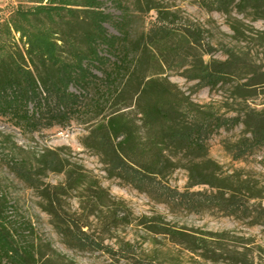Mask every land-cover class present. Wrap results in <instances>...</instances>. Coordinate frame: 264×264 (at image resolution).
I'll use <instances>...</instances> for the list:
<instances>
[{"label":"trees","instance_id":"16d2710c","mask_svg":"<svg viewBox=\"0 0 264 264\" xmlns=\"http://www.w3.org/2000/svg\"><path fill=\"white\" fill-rule=\"evenodd\" d=\"M26 2L0 22V119L20 133L34 135L74 120L83 124L97 120L91 145L112 169L143 185L161 184L168 174L184 168L191 188L220 189L215 182L221 167L208 153L207 140L213 132L244 127L243 139L228 149L234 158L264 147V107L225 118L194 103L164 76L166 70L190 63L183 76L215 90L227 83L239 64L232 56L205 61L198 35L175 29L170 14L154 0H136L137 10L124 0H112L118 15L109 12L103 0ZM216 4L228 15L236 8L264 19V0H216ZM135 11H155L168 26L157 34L139 35ZM257 89L264 95V73L255 74L238 91L253 94ZM7 137L5 144L11 142L12 137ZM4 158L8 169L38 192L44 211L69 248L111 252L94 229L110 232L128 222L130 211L97 178L81 166L65 169V160L48 150H23L19 155L10 151ZM47 172L66 174V183H43ZM1 189L0 185V264H48L30 223L19 219ZM73 191H84L79 212L69 203ZM222 195L223 206L237 204ZM148 229L176 242L188 240L187 234L161 224ZM124 246L118 251L119 260L127 259L133 248L130 243ZM198 248L189 250H201L199 257L219 261L204 246ZM131 264L145 262L133 259Z\"/></svg>","mask_w":264,"mask_h":264},{"label":"rangeland","instance_id":"374dc122","mask_svg":"<svg viewBox=\"0 0 264 264\" xmlns=\"http://www.w3.org/2000/svg\"><path fill=\"white\" fill-rule=\"evenodd\" d=\"M103 1L109 12L119 14L112 0ZM124 1L133 10L138 9L136 0ZM154 1L163 13L170 14L175 29L198 35L205 61H225L232 56L239 64L227 83L215 90L183 76L190 63L168 69L164 76L194 103L225 118L241 116L249 109H263L264 95L258 89L253 94H241L238 88L255 74L264 73V19L251 10L241 13L236 8L229 15L225 14L216 8V0ZM20 4L27 2L0 0V22ZM135 14L139 35L157 34L168 26L155 11H135ZM109 32L115 33L111 28ZM130 98L128 96L129 103ZM96 121L83 124L74 120L62 126L42 128L34 135H24L0 119L1 190L16 207L19 219L30 223L33 238L42 245L44 259H50L48 264H131L133 259L145 264H264V147L234 158L228 149L243 139L241 124L215 131L207 140L209 158L221 167L219 180L215 182L220 187L217 189L206 185L189 187L184 168L168 174L161 184L146 182L142 185L132 181L120 170L112 169L91 145L90 134ZM7 136L12 137V143H4ZM23 150L28 153L48 150L65 160V169L83 167L99 180L113 199L125 203L130 211L127 223L110 232L94 229L97 239L111 248V252L80 251L65 244L52 217L44 211L38 192L6 166L5 154L11 151L19 155ZM41 180L45 184H65L67 176L47 172ZM72 193L70 206L79 212L84 191ZM223 193L226 194L224 199H232L237 204L223 206L219 201ZM154 224L183 232L188 240L176 242L168 236L152 233L148 228ZM202 240L203 244L199 242ZM126 243L132 245L131 253L127 259L119 260L118 251ZM199 245L204 246L209 255L216 254L219 261L199 257L201 250L198 253L189 250L198 251Z\"/></svg>","mask_w":264,"mask_h":264}]
</instances>
